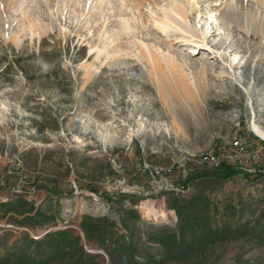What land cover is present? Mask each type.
<instances>
[{
	"label": "rangeland",
	"instance_id": "rangeland-1",
	"mask_svg": "<svg viewBox=\"0 0 264 264\" xmlns=\"http://www.w3.org/2000/svg\"><path fill=\"white\" fill-rule=\"evenodd\" d=\"M91 1H35L36 14L53 25L42 38L17 45L0 32V264H264V162L232 180L215 177L228 164L196 163L239 135L254 136L248 97L219 70L238 54L245 68L256 65L246 81L264 92V37L244 35L220 16L207 22L211 0L200 3V17L162 30L151 14L159 0H140L141 36L164 61L182 62L199 105L184 104L174 90L182 129L164 138L144 120L148 130L129 140L138 116L170 123L172 111L143 74L136 106L120 79L119 90L107 80V67L86 75L85 65L99 64L91 48L112 31L117 13L92 10ZM3 16L0 8L2 28ZM204 27L210 34L197 44ZM130 42L125 36L119 46L133 54ZM132 54L120 59L139 73L142 62ZM254 104L264 127V100ZM107 130L115 136L105 142L99 132ZM156 165L167 173L153 174Z\"/></svg>",
	"mask_w": 264,
	"mask_h": 264
},
{
	"label": "bare ground",
	"instance_id": "bare-ground-1",
	"mask_svg": "<svg viewBox=\"0 0 264 264\" xmlns=\"http://www.w3.org/2000/svg\"><path fill=\"white\" fill-rule=\"evenodd\" d=\"M35 1L37 0H0V8L5 11V17H3L6 22L5 27L2 28L0 26V32H2L6 40H11L13 43L20 45L24 42L25 38H31V40L35 37L42 38L53 28L51 23L44 22L41 16L36 14ZM63 1L64 4L67 3L66 0ZM76 1L78 5H81L82 0ZM206 1L209 2V0ZM87 2L92 3L91 0H87ZM159 2L157 7L159 13L154 17L153 14H156V10L151 7V14L153 23L162 30H167L169 27L180 28L182 21L189 20L190 14L197 13L198 17L202 15L200 7L202 0H159ZM211 3H214L213 5L216 7L215 9L212 8V10L209 8L210 6L208 7L209 9L206 11L207 22H218V16H220L221 19L233 24L244 35L264 37V0H211L208 4ZM142 4L143 2L140 0H96L92 6V10L101 11L105 7L106 11L114 12L117 10V13H113L115 19L112 31L104 30L100 45L91 48V51L95 50L99 64L90 63L89 65H85L87 76L91 74L92 76L93 74L97 75L101 66L107 67V71L104 72L107 80L115 89H118L119 87L116 85L118 81L116 79H120V82L124 83L129 93L131 92L130 102L134 106L138 105L137 102L142 97L138 96V94H133V90L138 91L142 87L139 78L141 77L140 74L145 75L146 79L144 80L156 89L158 99L162 105L168 106L172 111L170 123L159 115H152L146 119L138 116V125L130 126L128 124L130 126L127 136L129 140L137 135H142V132L148 130L145 121H150L152 124L151 131L153 134L161 133L164 138L180 131L183 127L182 122L173 109L176 104V96L179 101H182L186 105L191 103L195 106L199 105L198 94L194 90L189 78L190 73L185 69L182 62L179 63L171 56H168L164 61L159 53L155 51L154 47L141 36V30L144 27L140 9ZM151 4L152 2L149 3V5ZM56 9L58 11L61 10L59 9V5H57ZM105 12L103 13V18L107 21L110 17ZM73 13L76 14L75 8H73ZM78 17L79 15L76 14V18ZM86 17V22L88 23L90 16ZM14 21L16 22L15 25H17L16 29L12 25H9L10 23L14 24ZM60 30L64 35L68 32L67 27L63 25L60 26ZM209 34V27L201 28L198 31L199 40H196L197 44H203ZM125 36H128L132 41L130 45L132 44L134 47L135 52L133 54L132 49L128 51L119 46V42L124 40ZM113 46H115L114 50L111 49ZM130 54L136 56L137 60L139 59L142 62L139 73L138 70L131 71L127 61L120 59V56H131ZM231 57L229 62L230 69L224 70L225 68L221 67L219 72L228 75L231 82L238 83L240 89L248 97V105L251 111L250 128L256 135L264 139V127L257 123L256 109L254 107V98L257 97L260 101L264 100V92L257 84L255 85L254 81H246V75L254 78L257 67L256 65H248L249 67L245 68L247 64L246 60L238 54ZM206 58H209V56H205L201 60ZM203 75L206 77V70H204ZM174 90L178 92L177 95L173 94ZM182 102L179 103L182 105ZM133 114L131 112L129 115L132 117ZM156 125L157 127H155ZM114 136L115 132L113 133L109 130L99 132V137L105 142L113 139ZM142 206L154 217L158 216V213L156 210H153L151 204L142 203Z\"/></svg>",
	"mask_w": 264,
	"mask_h": 264
},
{
	"label": "built area",
	"instance_id": "built-area-1",
	"mask_svg": "<svg viewBox=\"0 0 264 264\" xmlns=\"http://www.w3.org/2000/svg\"><path fill=\"white\" fill-rule=\"evenodd\" d=\"M263 162L264 139L256 134H254V136L239 135L233 140L226 151H206L198 155L196 158V163L199 165L220 167L223 164H228L246 172L255 171V169ZM151 168L153 174H156V176H161L167 173V169L162 165H156ZM1 201H6L2 195H0V202Z\"/></svg>",
	"mask_w": 264,
	"mask_h": 264
},
{
	"label": "trees",
	"instance_id": "trees-1",
	"mask_svg": "<svg viewBox=\"0 0 264 264\" xmlns=\"http://www.w3.org/2000/svg\"><path fill=\"white\" fill-rule=\"evenodd\" d=\"M222 173H224L223 176ZM238 173H242L244 176L249 175V173L241 171L240 169H236L231 165H223V167H221L219 171L216 173L215 177L223 180H232Z\"/></svg>",
	"mask_w": 264,
	"mask_h": 264
},
{
	"label": "crops",
	"instance_id": "crops-1",
	"mask_svg": "<svg viewBox=\"0 0 264 264\" xmlns=\"http://www.w3.org/2000/svg\"><path fill=\"white\" fill-rule=\"evenodd\" d=\"M34 214V213H33ZM29 227V226H28ZM28 230H30L29 228H27ZM34 246V245H33ZM26 248H28L27 246H26ZM34 249V247H31L30 248V250H33Z\"/></svg>",
	"mask_w": 264,
	"mask_h": 264
}]
</instances>
